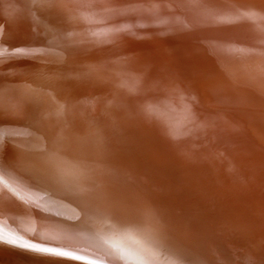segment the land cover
<instances>
[{
  "label": "bare ground",
  "instance_id": "6f19581e",
  "mask_svg": "<svg viewBox=\"0 0 264 264\" xmlns=\"http://www.w3.org/2000/svg\"><path fill=\"white\" fill-rule=\"evenodd\" d=\"M13 191L125 264H264V0H0ZM139 196L158 222L84 206Z\"/></svg>",
  "mask_w": 264,
  "mask_h": 264
},
{
  "label": "water",
  "instance_id": "95a60500",
  "mask_svg": "<svg viewBox=\"0 0 264 264\" xmlns=\"http://www.w3.org/2000/svg\"><path fill=\"white\" fill-rule=\"evenodd\" d=\"M13 193L15 203L5 206L4 215L0 213V264H125L93 248L88 240L93 238L87 235L86 239L79 233L74 218L59 216L53 205L44 204L27 193ZM29 244L71 252L84 259L73 261L27 251L25 246Z\"/></svg>",
  "mask_w": 264,
  "mask_h": 264
},
{
  "label": "snow or ice",
  "instance_id": "6c2138e0",
  "mask_svg": "<svg viewBox=\"0 0 264 264\" xmlns=\"http://www.w3.org/2000/svg\"><path fill=\"white\" fill-rule=\"evenodd\" d=\"M196 6L201 5L197 4ZM136 7H138V5L129 4L126 6V8L128 9H134ZM57 114L59 115L61 113L58 112ZM48 160L50 163L55 165L57 160L56 154L52 153L48 157ZM84 206L90 212L102 210V214L104 215V217L111 220L114 225H135L140 215H149L156 219L157 222L159 221L160 210L152 203V201L147 196L137 197V202L133 206H129L126 203L120 201H106L103 204H96L91 199L86 200L84 202ZM25 250L40 253H48L58 258L73 261H81L84 259V257L81 255H76L67 251H58L56 249L48 247H40L34 244H29L25 246Z\"/></svg>",
  "mask_w": 264,
  "mask_h": 264
},
{
  "label": "rangeland",
  "instance_id": "374dc122",
  "mask_svg": "<svg viewBox=\"0 0 264 264\" xmlns=\"http://www.w3.org/2000/svg\"><path fill=\"white\" fill-rule=\"evenodd\" d=\"M37 33V32H36Z\"/></svg>",
  "mask_w": 264,
  "mask_h": 264
}]
</instances>
